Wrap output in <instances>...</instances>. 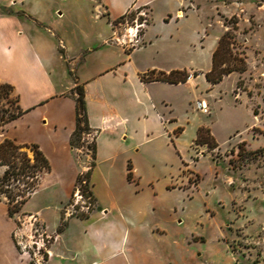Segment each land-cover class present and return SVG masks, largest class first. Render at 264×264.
<instances>
[{
	"label": "crops",
	"instance_id": "1",
	"mask_svg": "<svg viewBox=\"0 0 264 264\" xmlns=\"http://www.w3.org/2000/svg\"><path fill=\"white\" fill-rule=\"evenodd\" d=\"M188 1L0 0V5L14 11L0 13V82L14 86L18 104L25 110L0 129V142L12 138L19 143H31L11 134L9 127L19 118L36 113L39 126L49 136L48 146L41 140L32 143L39 144L50 164L49 148L62 158V173L69 172L73 166L80 169L73 170V177L65 185V178L54 173L51 166L31 195L44 187L45 179L47 188L56 190L63 184L60 204L55 208L56 228L52 230L48 226L45 215L52 205L34 210L54 236L46 264H169L156 258L158 253L163 254L157 243L158 235L165 230L160 223L154 226L142 223L145 206L134 199L122 198L126 212L120 209L116 215H110L107 207H99L100 192L96 191V183L99 181L113 197L116 191L130 190L133 186L139 191L145 183L155 194L158 176L151 168L147 169L149 176H144L142 151L148 142L157 138L168 143L171 132L179 128L172 103L162 94V89L189 80L180 83L142 80L141 75L151 70L170 73L185 69L174 64V57L166 63L163 57H133L138 45L133 49H127L126 45L133 39L135 27L123 30L121 24L133 10L148 8L151 25L153 6L158 4L165 5L162 8L165 24L178 22L185 16L175 15ZM20 11L29 16L18 14ZM170 15L174 17L168 20ZM123 16L124 19L117 21ZM107 45V49L102 48ZM214 51L208 65L211 68ZM77 83L84 85L88 121L95 131L97 148L90 175L96 208L86 218L67 212L78 175L84 170L78 161L79 149L70 143L76 126L72 89ZM129 163L132 164L131 180ZM168 179L173 185V177ZM115 201L121 205L118 198ZM97 209H101L100 213H95ZM30 211L22 209L24 213ZM16 226L17 220L10 215L6 200L0 198V264H33L16 244L13 236ZM263 263L264 259L253 264Z\"/></svg>",
	"mask_w": 264,
	"mask_h": 264
},
{
	"label": "rangeland",
	"instance_id": "2",
	"mask_svg": "<svg viewBox=\"0 0 264 264\" xmlns=\"http://www.w3.org/2000/svg\"><path fill=\"white\" fill-rule=\"evenodd\" d=\"M163 7L153 6L151 25L150 10L141 8L129 13L121 27H135L133 39L126 45L127 49L138 45L133 57H163L164 63L174 57V64L186 70L177 76L186 81L193 79L162 89L172 103L179 128L171 132L168 143L157 138L143 148L144 176H149L148 168L158 176L155 194L145 183L139 191L133 186L116 191L113 197L98 181L99 207H107L110 215L120 209L126 212L122 200L126 197L144 205L142 223H160L165 230L158 235L157 244L163 254L158 253L156 258L160 262L256 263L264 259V0H190L181 15H175L185 17L168 25L163 21ZM234 16L238 21L236 29L231 22ZM228 30L235 36L234 53L245 57L246 70L234 71L212 83L204 72L211 69L210 54ZM16 96L11 91L0 97V115L17 110ZM197 100L207 102V113L196 107ZM200 128L210 129L216 147L195 143ZM9 130L19 139L48 144L49 136L39 126L36 113L19 118ZM80 142L78 161L86 171L94 159L89 145ZM48 150L53 172L62 175L67 185L78 166L62 173V158ZM4 169L0 167V175ZM168 176L173 177V185ZM45 184L25 202L23 209L34 213L37 208L52 205L45 215L53 230L63 184L56 190ZM117 198L121 201L119 206ZM95 208L94 203L83 211L89 214Z\"/></svg>",
	"mask_w": 264,
	"mask_h": 264
},
{
	"label": "trees",
	"instance_id": "3",
	"mask_svg": "<svg viewBox=\"0 0 264 264\" xmlns=\"http://www.w3.org/2000/svg\"><path fill=\"white\" fill-rule=\"evenodd\" d=\"M14 13L12 9L6 6L0 5V13ZM21 15H27L25 11L17 12ZM29 16V15H27ZM123 16L117 21L124 19ZM233 23V29L237 28V17L231 18ZM235 42L234 33L230 30L226 31L220 38L217 48L212 56V68L206 73V78L212 83L220 82L225 75H228L234 71L243 72L246 70L245 57L239 56L234 53L233 48ZM155 70L148 71L141 75L142 80H162L171 83H179L180 81H186L185 77L181 78L177 75L186 73V70H172L170 73L164 71L157 72ZM72 74V72H71ZM75 78V77H74ZM11 91H14V86L7 82H0V97H6ZM75 101H76V126L73 131L70 143L74 148H80L81 142H83L84 133L89 132L92 128L89 125L86 102H85V89L83 84L77 83L72 89ZM17 102L19 96H16ZM25 110H23L19 104L17 110L6 114V111L0 115V129L4 128V125L13 119L18 118ZM206 135H205V134ZM197 144H208L209 147H216L217 142L210 132L209 128H200L197 139ZM89 148L92 149V157L96 156V141L89 144ZM30 152L32 155H30ZM95 165L93 161L90 168L83 174H79L77 183L81 185V189L86 197H89V201L93 205L95 198L90 188V175ZM0 167H4L2 175H0V198L5 199L11 216H15L17 213L22 212L23 205L31 197L33 192L38 189L42 178L51 170V164L48 157L37 143H19L15 139L5 138L0 142ZM132 164H128V178L131 180ZM85 181V182H83ZM81 218L88 217V213L77 209L74 213ZM63 223L62 226H64ZM59 228V230L62 228Z\"/></svg>",
	"mask_w": 264,
	"mask_h": 264
},
{
	"label": "built area",
	"instance_id": "4",
	"mask_svg": "<svg viewBox=\"0 0 264 264\" xmlns=\"http://www.w3.org/2000/svg\"><path fill=\"white\" fill-rule=\"evenodd\" d=\"M196 107L203 113L209 111L208 104L205 100H197ZM94 136L95 131L93 130L84 133L82 139L83 143L87 145L92 144L95 138ZM90 138L92 141H90ZM89 149L92 153V149ZM89 168L90 167H88V169ZM88 169H86V171ZM86 171L83 170L81 174ZM91 206L92 204L89 201V197L84 195L81 185L77 183L72 199L67 207L68 214H74L77 209L88 211ZM14 217L17 220V226L13 232V236L21 253L27 254L33 264H46L51 255L50 245L54 236L46 230L45 225L42 223L37 213L19 212Z\"/></svg>",
	"mask_w": 264,
	"mask_h": 264
},
{
	"label": "bare ground",
	"instance_id": "5",
	"mask_svg": "<svg viewBox=\"0 0 264 264\" xmlns=\"http://www.w3.org/2000/svg\"><path fill=\"white\" fill-rule=\"evenodd\" d=\"M178 14L181 15V12L179 11ZM191 80H192V78L189 81H191Z\"/></svg>",
	"mask_w": 264,
	"mask_h": 264
}]
</instances>
